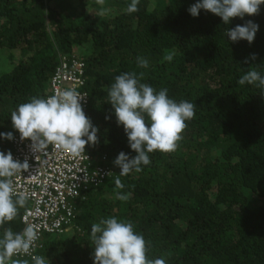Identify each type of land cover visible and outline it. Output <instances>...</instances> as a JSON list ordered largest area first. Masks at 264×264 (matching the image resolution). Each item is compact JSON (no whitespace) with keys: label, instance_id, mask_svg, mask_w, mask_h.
<instances>
[{"label":"trees","instance_id":"trees-1","mask_svg":"<svg viewBox=\"0 0 264 264\" xmlns=\"http://www.w3.org/2000/svg\"><path fill=\"white\" fill-rule=\"evenodd\" d=\"M85 1L0 0V133L17 132L12 111L44 98L58 57L74 56L83 64V111L99 130L98 143L85 150L112 169L73 200L70 229L44 234L34 256L93 264L91 226L115 217L143 235L149 259L264 264V87L238 83L251 69L264 76V4L258 14L224 24L203 9L191 16L198 0H139L130 14L131 0H104L92 4L94 12ZM248 20L259 26L253 42H231L228 29ZM137 57L149 66L139 67ZM124 72H143L141 83L167 88L169 98L196 108L177 149L148 153L151 163L121 176L125 187L117 189L114 159L121 151L135 156L108 96ZM10 149L11 140L0 138V151ZM117 192L130 198L117 200ZM25 207L0 226V238L6 228L19 232ZM17 259L34 264L31 256Z\"/></svg>","mask_w":264,"mask_h":264},{"label":"clouds","instance_id":"clouds-1","mask_svg":"<svg viewBox=\"0 0 264 264\" xmlns=\"http://www.w3.org/2000/svg\"><path fill=\"white\" fill-rule=\"evenodd\" d=\"M103 4L104 0H97ZM139 0H131L127 13L137 12ZM264 0H198L188 8L191 16L197 17L201 9L221 18L224 24L234 17L253 16L259 13ZM107 11V10H105ZM258 25L251 20L243 25L228 29L227 36L231 42L246 40L251 44L258 31ZM173 53L164 59L172 61ZM255 60V54L250 57ZM248 61L245 60V63ZM141 68L149 66L148 60L137 57ZM144 73L124 72L115 77L108 91L118 125H123L128 144L135 156L129 157L121 151L113 163L119 167V176L115 179L117 189L125 185L120 177L131 172L142 171V165L151 163L148 153L159 150L174 152L181 133L186 128L185 121L195 116L196 104L182 100L176 102L169 98L168 89L159 91L152 86L141 83ZM254 84L264 87V76L251 69L240 77L238 83ZM83 96L69 88L58 90L53 96L45 98L32 97L22 103L11 113V122L20 138L31 141L33 152L44 153L49 145L79 156L85 152L86 145L98 143V128L93 126L82 108ZM146 116L150 123H146ZM0 138L13 139V134L0 133ZM29 169L27 160H14L11 151H0V226L10 222L18 215V209L26 205L27 193H18L12 177ZM79 195V193H77ZM15 197V199H14ZM115 198L127 201L130 193H116ZM39 233L33 225L26 226L22 232H13L6 228L0 238V264H29L27 259H13L14 256H31L34 264H49L42 256H32ZM91 240L94 244L93 264H166L163 258L149 259L146 255V241L142 234L134 231L130 221H118L111 217L101 219L91 226Z\"/></svg>","mask_w":264,"mask_h":264},{"label":"built area","instance_id":"built-area-1","mask_svg":"<svg viewBox=\"0 0 264 264\" xmlns=\"http://www.w3.org/2000/svg\"><path fill=\"white\" fill-rule=\"evenodd\" d=\"M82 66L78 58L60 55L49 77V91L44 98L55 95L58 90L75 88L83 96V107L86 94L82 89ZM30 145L31 141L22 140L17 131L13 134L9 151L14 160H27L29 164L28 171L12 177V180L18 193L28 194L26 207L19 216V232L28 225H33L38 231L39 239L32 252L34 256L44 234L57 235L70 229L74 215L73 200L82 191L97 185L104 176L110 175L112 169L104 162L95 163L86 150L76 156L65 149L49 145L46 152L39 153L33 152Z\"/></svg>","mask_w":264,"mask_h":264},{"label":"rangeland","instance_id":"rangeland-1","mask_svg":"<svg viewBox=\"0 0 264 264\" xmlns=\"http://www.w3.org/2000/svg\"><path fill=\"white\" fill-rule=\"evenodd\" d=\"M87 1V2H86ZM85 2H86V7L88 8V10L90 11V12H94L95 11V5L96 4H98V5H100L99 3H97V0H94V2H92V1H88V0H86ZM92 4H95V5H92ZM97 9V8H96ZM100 10V9H99Z\"/></svg>","mask_w":264,"mask_h":264}]
</instances>
